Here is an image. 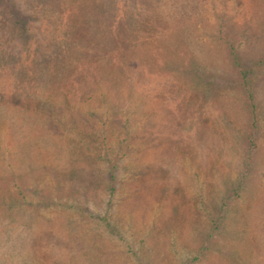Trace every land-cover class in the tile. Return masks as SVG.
Segmentation results:
<instances>
[{"label": "rangeland", "instance_id": "1", "mask_svg": "<svg viewBox=\"0 0 264 264\" xmlns=\"http://www.w3.org/2000/svg\"><path fill=\"white\" fill-rule=\"evenodd\" d=\"M0 264H264V0H0Z\"/></svg>", "mask_w": 264, "mask_h": 264}, {"label": "trees", "instance_id": "2", "mask_svg": "<svg viewBox=\"0 0 264 264\" xmlns=\"http://www.w3.org/2000/svg\"><path fill=\"white\" fill-rule=\"evenodd\" d=\"M7 56V55H6ZM8 57V56H7ZM39 63H41L40 61L36 64V65H39ZM82 73V72H81ZM44 74V73H43ZM90 77V76H89ZM245 78H244V80L246 81V79H247V76L245 75L244 76ZM90 79V78H89ZM76 85L79 87V88H81L80 87V84H78V83H76ZM23 96L24 97H26L24 94H23ZM39 109H40V107H39ZM105 142H106V139L104 138V139H102L101 140V144L100 145H104L105 144ZM118 144H120V142L118 143ZM111 150H112V148H110ZM250 150L252 149V145L250 146V148H249ZM110 151V150H109ZM251 152V151H250ZM247 160L248 161H253V157L252 156H248V158H247ZM116 164L117 163H115V162H111V165L109 166V174H110V183H109V192H110V194H111V198H112V193H113V191H115V187H114V185L112 184V182L113 181H115L116 180V176H115V170L117 169V166H116ZM249 165V167H251L252 166V164H248ZM250 169V168H249ZM245 176H247V175H245ZM242 188V185L240 184V186L238 187V190L239 189H241ZM109 203H110V201H109Z\"/></svg>", "mask_w": 264, "mask_h": 264}]
</instances>
